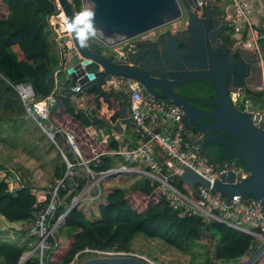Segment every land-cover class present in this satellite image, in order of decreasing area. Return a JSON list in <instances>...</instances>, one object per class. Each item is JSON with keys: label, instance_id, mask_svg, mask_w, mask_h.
<instances>
[{"label": "water", "instance_id": "1", "mask_svg": "<svg viewBox=\"0 0 264 264\" xmlns=\"http://www.w3.org/2000/svg\"><path fill=\"white\" fill-rule=\"evenodd\" d=\"M57 1L66 19L77 13L74 0ZM87 1L89 7H95L96 24L102 29V34L90 41L86 49H81L71 36L73 63L66 73L71 82L78 85V90L74 89L75 85L62 87L51 108L61 95L80 98L85 90L97 87L107 100L110 101L112 96L118 100L117 121L114 125L107 123L108 127L120 134L123 131L121 121H124L135 127L138 140L146 142L150 136L142 137L139 127L129 118V95L121 98L119 94L122 90L102 88L104 81L112 75L140 82L149 95L166 98L182 107L179 119L184 125V135L199 153L212 154L213 163H230V158H240L241 164L250 171V176L237 181L235 172L228 170L220 174L212 188L216 190L215 193L227 197L226 204L231 203L232 197L255 200L264 216V115L262 124L258 125L260 113L254 111L264 101V68L263 71L261 68L259 70L261 79L252 82L247 91V109L238 110L230 97L229 83H237L241 75L252 77V65L238 49L233 48L232 41L225 48L222 47L219 35L214 31L219 33L226 24L217 29L209 28V20L218 11L209 8L214 4L206 5L201 0L202 10L198 13L195 11L198 0ZM176 19L187 28L183 33L174 35L166 32L153 38L135 40L125 46V50H135H128L122 60L106 56L103 51V47L133 40ZM90 65L96 66V69L89 70ZM254 98L259 100L255 105ZM238 99L241 101L242 97ZM88 112L91 114L92 110ZM158 131V128L154 129V132ZM193 133L197 140L191 136ZM202 133H206V137L198 138ZM154 148L158 150L155 144ZM117 175L118 172L110 174ZM179 179L193 191L195 182L209 186L206 179L188 168L179 175ZM76 206L72 204L64 216ZM263 252L264 241L247 259L219 264H254ZM77 264L153 263L134 255L115 254L87 258Z\"/></svg>", "mask_w": 264, "mask_h": 264}, {"label": "trees", "instance_id": "2", "mask_svg": "<svg viewBox=\"0 0 264 264\" xmlns=\"http://www.w3.org/2000/svg\"><path fill=\"white\" fill-rule=\"evenodd\" d=\"M74 2L77 12L82 11L80 0ZM54 12V0H0V90L2 88L3 91L0 101L4 104L20 103L19 99L7 96L11 91L8 82H30L38 97L44 98L53 93L57 98L54 76L57 61L47 38L45 23L46 17ZM82 96L86 109L77 108L71 97L61 95L50 108L48 121L53 128H63L74 134L78 148L85 155L89 153L93 157L88 162L89 168L99 173L112 167V159L105 151L118 149L119 143L114 138L107 143L97 142L85 129L103 126L108 120L116 121L118 104L114 103L112 107L111 100H107L97 87L85 90ZM89 110H92L91 114ZM79 138H83V142ZM55 140L68 161L76 165L79 159L66 136L57 132ZM99 150L102 152L97 153ZM58 156L62 158L60 152ZM238 159L237 164L242 165ZM67 170L66 162H61L54 168V177L63 179ZM77 181L76 186L82 188L85 179L78 178ZM174 182L183 192L192 194L181 179L175 178ZM58 194L62 202L57 205L54 218L64 213L71 201L67 176ZM104 197L105 201L95 203L98 215L93 219H89L85 210L79 207L66 214L55 234L56 244L48 252V264H75L76 256L94 250L131 252L137 235L183 249L182 245L200 240L206 226L216 239L212 257L215 262L239 260L248 253L252 241L250 235L222 222L213 220L205 223L198 215L173 209L156 184L147 178L133 183L129 189L113 187ZM33 204L34 197L27 188L10 193L6 191L4 182L0 181V215L10 222V226L21 230L23 222L32 220ZM61 232H64L62 237ZM24 249L25 244L18 246L1 242V264H17ZM254 264H264V253Z\"/></svg>", "mask_w": 264, "mask_h": 264}, {"label": "built area", "instance_id": "3", "mask_svg": "<svg viewBox=\"0 0 264 264\" xmlns=\"http://www.w3.org/2000/svg\"><path fill=\"white\" fill-rule=\"evenodd\" d=\"M202 1L206 5L212 2V0ZM202 1L198 0L195 8L198 13L202 10ZM80 4L81 8L83 5L82 10L89 8L87 0H80ZM54 5L55 12L46 17L45 23L46 32L50 31L51 38L55 43L58 64V70L54 72L56 81V74L64 68L69 52H74V45L71 36L63 30L62 26L66 21V17L57 0H54ZM61 12H63V15H61ZM253 15L254 5L252 0H227L220 16L236 37L237 45L251 51L259 60H262L261 43L264 39V33L257 24H254ZM140 36L142 38L156 37V28ZM114 51L115 56L119 59L122 57L124 49L117 47ZM8 84L16 93L25 112L34 120L35 124L50 141L59 148L67 168L70 169L73 164L68 161L57 144L55 134L57 132L63 133L80 158L81 153L75 143V136L71 131L58 127L53 128L48 121L49 110L56 100L55 95L51 93L44 98L38 97L30 82H8ZM102 88L106 90H122L128 93L129 118L139 127L142 137L149 135L150 139L146 142H142L139 139L134 145L106 151L107 154L122 156L124 163L117 168L111 167L97 174L102 177H109L110 174L118 172V175H138L147 178L156 184V187L163 194L164 200L173 209H180L184 213L198 215L205 223L213 220L222 222L250 235L252 241L248 252H253L264 241V216L261 206L255 200H246L241 197H232L231 203L226 204L227 197L222 193H215L216 190L212 188V185L222 172L232 170L235 172L236 180L241 181L250 176V171L239 165L224 164L216 166L211 163L185 137L183 123L179 119L182 107L166 98L149 95L145 86L140 82L131 78L112 75L104 81ZM74 89L78 90V85H75ZM71 99L76 102L78 97L73 95ZM156 128H158V132H154ZM86 131L89 136L94 138L96 133L91 127H86ZM106 139V137L103 138L102 142L107 143L105 142ZM154 144L164 154V159L157 155ZM96 158L97 156L94 157V159ZM186 168L206 179L209 182V186L195 182V191L192 190V194L183 192L177 187L174 179L179 178V175ZM87 169L89 172L92 171L89 166ZM66 176L67 174H65L64 178ZM64 178L57 179L48 187L28 186L15 167L8 166L0 169V181L6 185V191L15 193L20 189L27 188L34 197V218L23 222L20 227L21 231L25 233L23 246L25 244V247L30 246L31 248L24 249L19 256L17 264H48V252L56 244L55 234L59 226L64 222L66 216L64 214L72 204H78L77 198L71 199L72 201H70L65 212L54 218L57 205L62 202L58 192L60 187L63 186ZM81 190L82 193L86 192V187ZM101 195L102 193L100 194L99 191L98 196H91V200H99ZM86 251L91 250L87 249ZM92 252L104 255H134L150 261L146 257L133 252L96 250Z\"/></svg>", "mask_w": 264, "mask_h": 264}, {"label": "rangeland", "instance_id": "4", "mask_svg": "<svg viewBox=\"0 0 264 264\" xmlns=\"http://www.w3.org/2000/svg\"><path fill=\"white\" fill-rule=\"evenodd\" d=\"M87 7V6H86ZM83 8V5H82ZM81 8V9H82ZM222 10V8H221ZM77 12V9H76ZM177 25L176 29L182 27L183 25L176 19L173 20L164 26H160V29L169 28L174 30V27ZM175 29V30H176ZM49 32V33H48ZM49 34L50 44L55 51V43L51 38L52 35L50 31ZM52 39V40H51ZM117 48V46L113 47ZM114 52V51H113ZM112 52V53H113ZM109 57L115 58L114 55H107ZM58 68V67H57ZM96 66L90 65L89 70H95ZM62 73L59 74L58 79H62ZM2 91V88L1 90ZM236 95V94H234ZM7 96H10L9 94ZM11 98L12 95H11ZM75 102V101H74ZM76 103V102H75ZM16 105L13 103V106ZM86 130V129H85ZM34 140V141H32ZM80 142H83V138H79ZM79 142V143H80ZM0 144L7 148L8 150L5 153L4 159L0 157V162L2 167L13 166L15 167L22 176V168L26 164L34 163L38 167H33L32 172L43 174L45 177L52 176V171L54 167L60 162H64V158L58 156L60 152L59 148L51 143L47 137H45L41 131L35 126V123L31 118L22 112L20 114L15 113V111H10L4 109L0 106ZM37 145L38 147H33ZM42 145V148L40 147ZM22 148V149H21ZM14 149L22 150L19 153L21 156L11 157V151L14 153ZM11 150V151H10ZM27 150V151H26ZM81 158L79 155L74 153L75 156L79 159L76 165L71 166L67 171V179L69 186V197L73 200L78 199V207L83 208L89 219L97 217L98 213L96 212V202L105 201L104 194L113 187H121L123 189L127 188L128 177H122L123 175L102 177L100 174L95 172H89L88 162L93 160L91 154L85 155L81 149ZM101 150V149H100ZM98 151L100 153L102 151ZM9 162V163H8ZM124 161L120 159L115 163V167L122 165ZM132 177V176H129ZM85 179L83 187H86V192L82 193V188H78L76 185L78 183L77 179ZM57 179L51 183L53 184ZM25 181V180H24ZM26 182V181H25ZM102 193L99 200L92 201L91 196H98V192ZM71 200V201H72ZM19 222H17L18 224ZM64 232H61L60 237H62ZM25 238V233L15 227L0 224V243L8 242L15 245H23V240ZM215 237L210 235L208 231H205L202 238L196 242H190L182 245L183 249H180L175 246H170L165 244L163 241L158 239H151L143 235H137L132 243L131 252L139 254L141 256L149 259L153 264H211L215 262L213 257V249L215 244ZM30 246H26L25 249H30ZM252 252V251H251ZM246 253L239 260H245L249 257L250 253ZM104 255L102 253H92V252H83L79 257L75 258V264L84 261L87 258ZM107 256V254H105ZM104 255V256H105ZM109 255V254H108ZM115 256V255H112ZM262 262V258L260 263ZM1 264V260H0ZM219 264V262H215Z\"/></svg>", "mask_w": 264, "mask_h": 264}, {"label": "crops", "instance_id": "5", "mask_svg": "<svg viewBox=\"0 0 264 264\" xmlns=\"http://www.w3.org/2000/svg\"><path fill=\"white\" fill-rule=\"evenodd\" d=\"M222 1L220 0H212V2L210 4H214V6H211L209 8H216L218 11H220V8H218L217 5H219V3H221ZM253 2V5H254V15H253V22L254 24H257L259 25L261 21L264 20V0H252ZM217 6V7H216ZM224 7V5H222ZM201 12V11H200ZM216 15V14H215ZM212 16V18L214 19V22L216 24V21H217V18L216 16ZM47 38L48 40H50L49 38V34L47 33ZM52 47V46H51ZM53 54L55 55L56 57V61H57V56L55 54L54 51H52ZM73 53L72 51L69 52V54L67 55V58H66V63H65V66L64 68L61 70V71H58L57 73V76H56V82H57V91H58V94H59V90L63 87H66V86H73L75 85L73 82H71V78L70 76L66 73V69L72 65L73 63ZM58 64L56 62V67H55V71L58 70ZM63 75V78L62 79H58L59 77V74ZM121 93L119 94V96L121 98H126V96L128 95L127 92L125 91H120ZM3 94V91H0V96H2ZM7 94H9L10 96L12 95L13 98H17V95L16 93L11 89V91H9ZM5 98V97H3ZM117 98L116 97H113L112 96V99H111V103H113L112 107L115 105L114 103H117ZM95 104L96 103V100H95ZM76 105H77V108H81V109H86L85 107V100H84V96H81L80 98H78V100L76 101ZM0 106L4 109H8L10 111H15V113L17 114H20L22 112H25V110L23 109L21 103H17L16 105H7V104H4L3 101H0ZM26 115H28L26 112H25ZM29 116V115H28ZM30 117V116H29ZM31 118V117H30ZM31 120L34 122V120L31 118ZM117 121V120H116ZM116 121H110L108 120L106 122L105 125L101 126H89L92 128L93 131H95V136H94V140H96L97 142L100 141L102 142L103 141V138H107L105 142H109L112 138H114L115 140L118 141L119 143V148H122L124 146H127V145H134L138 142V139H137V135H136V129L135 127H132L130 125H127L124 121H121V126H122V133H118L116 132L113 128H110L108 127L107 123H110L111 125H114ZM35 123V122H34ZM35 126L40 130V128L35 124ZM41 131V130H40ZM41 133L47 137L43 131H41ZM193 138L194 136L191 135ZM103 137V138H102ZM47 139L50 141V139L47 137ZM34 141V140H32ZM133 141H135V143H133ZM51 143H53L52 141H50ZM54 144V143H53ZM33 147H38L37 145H34ZM42 148V145L40 146ZM22 149V148H21ZM8 149L3 147L1 144H0V157L2 159H4V156H5V153ZM11 151V150H10ZM27 151V150H26ZM161 150H157V155L163 159L164 157L162 156V153L160 152ZM22 152V150H15L14 149V153H12L11 151V157L13 156H21L19 155V153ZM106 152V151H105ZM59 153V152H58ZM109 154V153H108ZM110 158L112 159V167H115V163L120 159L121 161V158L122 156L120 155H116V154H109ZM122 161L123 158H122ZM9 163V162H8ZM61 163V162H60ZM1 164V162H0ZM38 167L37 164H34V163H30V164H26L24 168H22V177L23 179L26 181L25 183L30 186V185H35V186H38V187H48L50 185H52L51 183L54 181V179H56L54 177V170L52 171V176H49L48 178L43 176V174H38V173H34L32 172V168L33 167ZM55 168V167H54ZM132 177H129L128 175H123L122 177H128L129 180L127 182V188L133 184V183H136L137 181L143 179L144 177H140L138 175H131ZM128 188V189H129ZM0 224H5V225H8V227L10 226V222L7 221L2 215H0Z\"/></svg>", "mask_w": 264, "mask_h": 264}, {"label": "flooded vegetation", "instance_id": "6", "mask_svg": "<svg viewBox=\"0 0 264 264\" xmlns=\"http://www.w3.org/2000/svg\"><path fill=\"white\" fill-rule=\"evenodd\" d=\"M222 1L221 3H219L218 8L222 7V5L226 4L227 0H220ZM221 8H220V11H217L216 13V18H217V21H216V24L214 22V19L211 17V19L209 20V28L210 29H217L219 26L223 25V24H226L225 27H222L220 30H219V33L217 31H214L216 33V35H219V40H221V43L223 44L222 47L225 48V46H227L231 41L233 43V48L235 49H238L239 52L249 61H251V65H252V71H253V76L252 77H245V75H241V77L237 80V83H229V93H230V97L231 99L233 100L234 102V105L235 107H237L238 110L242 111V110H246V106H245V102L246 100L249 98V94L247 93L248 89L250 88V85L252 84V82H255V81H259L261 79V74H260V68L262 69L263 71V68H264V39L261 43V54H262V60H259L254 54L251 53V51L243 48L242 46H238L237 43H236V37L232 34L231 30H230V27L228 26V24L226 22H224L221 18ZM185 15V13L183 14ZM182 15V16H183ZM164 26V25H163ZM259 28L263 31L264 33V20L260 22V24L258 25ZM177 25L174 27V30H171L169 28H165V29H160V27H157L156 28V36L160 35V34H165L166 32H171L173 33L174 35H177L178 32L179 33H183V31H185L187 28L182 26L180 27L179 25V28L176 29ZM176 29V30H175ZM144 39H147V37H144L142 38L141 36L133 39V40H130V41H125V42H122V43H119V44H116V45H113V46H106V47H103V51L105 54L107 55H115V51L113 47L117 46V47H122L124 49V52H123V55L122 57L119 58V60L121 59H124L128 53V50H135L134 48H129L127 50H125V46L127 44H131L133 43L135 40H144ZM114 51V52H113ZM113 52V53H112ZM113 58V57H111ZM113 59H118L117 57L113 58ZM263 73V72H262ZM240 74V73H239ZM238 74V76H239ZM263 77V76H262ZM244 89V93L241 92L242 90ZM243 93V94H242ZM236 94V95H234ZM242 97V100L240 101L238 98L239 97ZM258 98H254L253 99V105L257 104L256 102H258ZM264 102V101H263ZM262 102L261 105H259V107L255 108V113L259 112V122H258V125H261L262 124V120H263V117H262V114L264 115V113L262 112L264 109V103ZM258 106V105H257ZM256 115V114H255ZM255 115H254V118H255ZM251 118H253V116H251ZM184 127V125H183ZM194 130V129H193ZM195 133H198V131H193ZM195 133H193L192 135L194 136L193 139H196V135ZM206 137V133H202V135H199L197 136L198 138H202V137ZM197 140V139H196ZM202 155H204L211 163H213V155L210 154V153H207V152H204L202 153ZM239 162V159L238 158H230V163H213L214 165H224V164H229V165H238L237 163ZM239 166H242V165H239Z\"/></svg>", "mask_w": 264, "mask_h": 264}, {"label": "clouds", "instance_id": "7", "mask_svg": "<svg viewBox=\"0 0 264 264\" xmlns=\"http://www.w3.org/2000/svg\"><path fill=\"white\" fill-rule=\"evenodd\" d=\"M63 30L76 41L81 49L90 46V41L102 34V29L96 24L95 7L85 8L66 19Z\"/></svg>", "mask_w": 264, "mask_h": 264}, {"label": "bare ground", "instance_id": "8", "mask_svg": "<svg viewBox=\"0 0 264 264\" xmlns=\"http://www.w3.org/2000/svg\"><path fill=\"white\" fill-rule=\"evenodd\" d=\"M61 15H63V12H61Z\"/></svg>", "mask_w": 264, "mask_h": 264}]
</instances>
